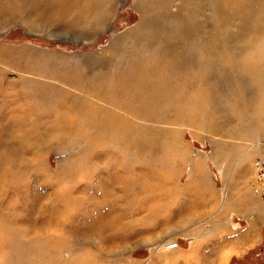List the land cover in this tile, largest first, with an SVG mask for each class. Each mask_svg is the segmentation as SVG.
Returning <instances> with one entry per match:
<instances>
[{"label":"rangeland","instance_id":"rangeland-1","mask_svg":"<svg viewBox=\"0 0 264 264\" xmlns=\"http://www.w3.org/2000/svg\"><path fill=\"white\" fill-rule=\"evenodd\" d=\"M263 66L264 0H0V264H264Z\"/></svg>","mask_w":264,"mask_h":264},{"label":"bare ground","instance_id":"bare-ground-1","mask_svg":"<svg viewBox=\"0 0 264 264\" xmlns=\"http://www.w3.org/2000/svg\"><path fill=\"white\" fill-rule=\"evenodd\" d=\"M262 70H264V66L255 71L253 70L251 71L255 73ZM142 73L143 71L139 72V74ZM250 81L255 83L257 87H260V94L261 93L264 94V81H259V80H250ZM256 108L257 109L255 110V112L264 109V95L263 96L260 95V99L258 100V104ZM126 183H127L126 185H123L126 194L124 193L123 195L129 197V199L122 202L123 206H121L120 208L110 209L109 211L103 213L104 219L101 222V229L104 230L109 228L110 230L112 229L111 230L112 235L115 236L116 238H127L130 237L133 233L146 231L147 229L145 228L147 227L146 226L147 222L145 221L147 219L151 220L150 215L155 216L156 214L161 213L164 218L163 222L168 223V221L174 217L175 212L179 209L180 207L179 204L181 205L183 203L180 202V200L176 199L178 204L175 201V202L161 203L158 205L157 202L153 200L154 196L163 193L169 194L168 192H170L171 190L182 192L181 189H176L172 184L156 183L155 186L153 184L148 183L144 186H140V183L138 184L136 183L132 184L130 182H126ZM136 198L138 199L134 201V199ZM124 212L130 214L128 216H125ZM156 217H158V215ZM154 223L158 224L159 222L157 223V221H154ZM154 223L152 224V227ZM132 229H135L134 232L132 231ZM157 249L158 248H156V250ZM219 262L220 264H222L221 259L219 260Z\"/></svg>","mask_w":264,"mask_h":264}]
</instances>
